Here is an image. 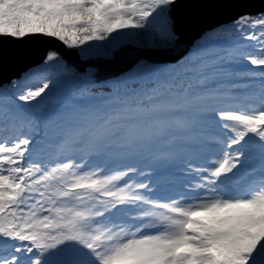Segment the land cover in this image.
<instances>
[{
	"label": "snow or ice",
	"instance_id": "snow-or-ice-1",
	"mask_svg": "<svg viewBox=\"0 0 264 264\" xmlns=\"http://www.w3.org/2000/svg\"><path fill=\"white\" fill-rule=\"evenodd\" d=\"M0 264H264V0H0Z\"/></svg>",
	"mask_w": 264,
	"mask_h": 264
}]
</instances>
